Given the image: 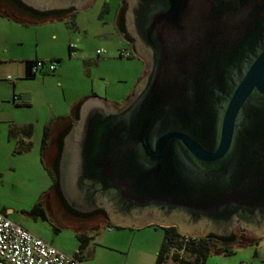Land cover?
Listing matches in <instances>:
<instances>
[{
    "label": "water",
    "instance_id": "1",
    "mask_svg": "<svg viewBox=\"0 0 264 264\" xmlns=\"http://www.w3.org/2000/svg\"><path fill=\"white\" fill-rule=\"evenodd\" d=\"M18 1L40 13L94 2ZM123 2L124 35L145 71L120 106L80 103L58 163L64 200L117 228L262 237L264 0Z\"/></svg>",
    "mask_w": 264,
    "mask_h": 264
},
{
    "label": "rangeland",
    "instance_id": "2",
    "mask_svg": "<svg viewBox=\"0 0 264 264\" xmlns=\"http://www.w3.org/2000/svg\"><path fill=\"white\" fill-rule=\"evenodd\" d=\"M121 1L106 0L107 10L104 11L105 0H94L87 9L76 13L77 30L74 31H68L63 23H32L24 27L0 17V39L6 43L0 48L1 56L16 57L24 51L34 61L42 58L51 48L63 51L65 57L68 56V47L73 48L59 80L54 78L56 73L47 72V75H38L37 81L24 82L31 90L34 105L33 109L24 111L25 115H33L32 119L38 117L41 124L51 111L56 117L68 115L78 97L91 96L92 93L115 105H122L128 99L145 69L143 62L134 55L130 58L118 56L123 44L118 40L114 22ZM55 37L57 41L62 38V48L61 45L58 47V43H52ZM97 50L103 53L97 56ZM88 59L96 65L85 69L83 62ZM12 77L14 81L17 80L15 76ZM40 133L41 129L37 133L36 143H39ZM2 144L0 142L4 148ZM38 146L36 144L34 149L21 156H15L10 148L6 162L4 149H0V205L18 210L19 215L33 207L37 200L36 191L51 186L48 173L39 162ZM26 222L28 232L44 238L47 243L54 242L52 246L64 254L70 255L75 250L77 243L69 230H61L56 234L51 226L40 219L34 221L27 218ZM88 223V228L94 230L109 224L105 218L100 221L102 225L93 224V220ZM162 238V230L155 227L136 232L115 228L106 231L101 228L97 235H91L89 257L85 264H134L138 258L146 264H154ZM145 246L150 247L151 256H143ZM250 250L241 247L228 257L212 253L204 264H240L243 259L250 258ZM167 264L173 263L169 261Z\"/></svg>",
    "mask_w": 264,
    "mask_h": 264
},
{
    "label": "crops",
    "instance_id": "3",
    "mask_svg": "<svg viewBox=\"0 0 264 264\" xmlns=\"http://www.w3.org/2000/svg\"><path fill=\"white\" fill-rule=\"evenodd\" d=\"M76 13L77 12H75V14H74V28L73 29L67 25V22H68V20H70V17H71L70 13H64L59 18H56V19L50 18V19H46L43 22L63 23L68 31H74V30H77V26H76V22H75ZM0 17L7 18V19H9V21H13L17 24L24 26V27H27L30 25V24L29 25H23L22 23L13 20L10 17V15L5 14L2 11H0ZM43 22H39V23H43ZM114 30H115L116 34L118 35V40L123 44L121 48L130 49L126 40L123 39V37L121 36L119 31L117 30L115 22H114ZM4 41H5L4 39L3 40L0 39V48H2V45L6 44ZM54 42L58 43V47L61 45V48H62V45H63L62 38L60 39V41H57V39L55 37L54 41L52 43H54ZM58 50L59 49H57L56 47L51 48L43 55L42 58H36L35 59V60H43V61L58 60L59 63L61 62L59 64L58 68H56V70L54 72H51L53 74L56 73V75H54V78L57 80H59V78L63 74L64 69L67 65L66 61L70 60L71 52H72L69 50V47H68V56L65 57V53L63 51H58ZM72 50H73V48H72ZM120 58H122V57H120ZM31 62H33V61L31 60V58L27 54L24 53V51H21L19 53V55H17L16 57H9L8 55L7 56H1L0 55V142H1V145H3L2 143H4V148H3V146H0L1 147L0 149L1 150L4 149V155L3 156H4L5 162L8 160V151L10 148L13 151V154L15 156H21V155L25 154V153H22V154L14 153V151L16 149L17 141L19 138L18 137L9 138V131H10L11 127L21 126V125H26V124L32 125V134L30 137L31 148L28 152H30L32 149H34L36 144H39L38 153H39V162L41 163L40 145H41L42 131H43L44 127H46V126L51 127L52 126L51 136L55 140L56 137L60 134V133H57V130H56V124L58 122H60L64 118L69 117V115L72 112H74L76 105H78V104L80 105V103L84 99H86L88 97L99 98L97 95H95L93 93L91 94V96H89V95L80 96L73 103V105L70 109V113L68 115H58L56 117L54 115V113L51 111L48 113L49 115H47L43 118V122L40 124L38 117H35V119H32V118H34L33 115L29 116V115L24 114L25 110H31L34 108L33 95L31 93V90L29 89V86H27L24 82L37 81L38 75L44 76V75H47L49 73H47V71L45 69H42L41 71H38L35 74H31V72H30ZM83 65L86 69L87 67L90 68L91 66L96 65V63H94L88 59V60H85L83 62ZM12 75L16 77V79H17L16 81L13 80ZM7 77H10V81L6 80ZM27 93H29V94H27ZM25 94H27L28 96L30 95L29 100L27 102H20L19 101L20 97L22 95H25ZM107 103H111V102H107ZM116 106H119V105H116ZM40 129H41V133L39 135V143H36V142H38L37 133H39ZM28 152H26V153H28ZM3 156H2V158H3ZM50 187L51 186H49V188H47L46 190L40 189V190L36 191L37 200L35 201L33 207L38 202H41V215H38V216L30 215L29 212L32 210L33 207L29 211L28 210L22 211L21 212L22 215H19L18 210L8 208L5 204L0 205V213L4 214L8 219H10L12 222L18 224L19 226H21L25 230H26L25 225L27 224V222H26L27 218H31L34 221L40 219L41 221L46 222L49 226H51V228L53 229V231L56 234H58L61 230H69L72 233L73 237L75 238L76 243H77L76 236L78 234H85L89 238V242H88L86 249L83 251V254L80 256V260L84 264H85L86 258L89 257L88 252H89L90 243L92 242L91 241L92 240L91 235H93V233L97 235L98 231L101 228H105L106 231H111L113 228H115V229L121 230V231H131V232L135 231L136 232V231H142V229H148V228L153 227V226H146V227H143L140 229H129V228H117V227H114L110 224V225H106L103 227L101 226L97 230L96 229L95 230L89 229L88 228V226H89L88 221L86 222V221L78 220L77 218L73 217L71 214L67 213L65 210L58 207L57 199H56L55 195L52 193ZM95 224H101V223L99 222V223H95ZM36 237H38V236H36ZM40 239H42V238H40ZM50 243H51V245L52 244L54 245V242H50ZM77 246H78V243H77ZM77 246H76L75 250L72 251L73 253L70 254V256L75 255V253L77 252V249H78ZM241 247L242 248H244V247L250 248L251 250L248 252V255H251V256L248 259H243L242 261H240V264H264V235L262 237H260L259 240H257L255 243L247 242L242 246L234 247V253H235V249H238ZM142 252L144 253L143 256H145V255L151 256V249L149 246L143 247ZM234 253L232 255H234ZM156 254H155V258H156ZM232 255H229V256H232ZM226 257H228V256H226ZM154 263H155V261H154ZM134 264H146V263L143 259L138 258Z\"/></svg>",
    "mask_w": 264,
    "mask_h": 264
},
{
    "label": "trees",
    "instance_id": "4",
    "mask_svg": "<svg viewBox=\"0 0 264 264\" xmlns=\"http://www.w3.org/2000/svg\"><path fill=\"white\" fill-rule=\"evenodd\" d=\"M13 1L17 3L18 6L22 7L25 10L31 11V13L36 15V17H34L33 19H28V20L18 19V18H14L13 16H10L13 20L18 21L22 23L23 25L43 22L46 19H50V18L56 19V18H59L64 13H70L71 17H70V20H68L67 25L72 29L74 28L75 11L73 10L38 13V12H35L27 8L26 6L21 4L18 0H13ZM103 10L104 11L107 10L106 0L103 5ZM123 12H124V2L121 1L117 16L115 19L117 30L119 31L121 35L124 34ZM124 39L127 41H130L129 38L126 36ZM69 50L72 51V48L70 46H69ZM33 62H31V65ZM78 107H79V104L76 105V108L74 110L75 117L77 116ZM51 129H52V126L44 127L42 131L41 145H40L41 164L44 167V169L47 171L48 176L51 180V187H50L51 191L57 192L59 201L61 202L65 211L71 214L75 218L88 219L90 217H93V215H96L97 213H101V212H93L89 214L78 213L70 209L66 205L62 197L60 196L59 189H58V183H57L58 159H59L58 156H59V152L62 146V139L64 135L67 133L69 127L65 128L63 132H61L56 137L55 140L51 136L52 134ZM31 134H32L31 124L11 127L9 131V138H16V137L19 138L17 141V145H16V149L14 153L22 154L30 150ZM52 143H55L56 145L57 156L54 160V163L52 165H49L46 160L47 159L46 155ZM29 214L33 216L41 215V202H38L32 208ZM153 227L161 229L163 233L162 242L157 251L154 264H167L169 261H171L173 264H204L207 257L212 253L223 255V256H229L234 253V247L242 246L245 243H247L246 241L237 242L235 236L233 235L228 238H222V239L217 238L212 235H209L204 238H185L177 232L175 227H163V228L158 227V226H153ZM76 239L78 243V246H77L78 249L74 256L80 259V256L83 254V251L86 249L88 245L89 238L85 234H78L76 236Z\"/></svg>",
    "mask_w": 264,
    "mask_h": 264
},
{
    "label": "built area",
    "instance_id": "5",
    "mask_svg": "<svg viewBox=\"0 0 264 264\" xmlns=\"http://www.w3.org/2000/svg\"><path fill=\"white\" fill-rule=\"evenodd\" d=\"M102 53V50L96 51L97 55ZM132 55L131 49L118 50L119 57L129 58ZM58 65V60H35L30 72L35 74L42 69L54 72ZM6 80L10 81V77ZM0 262L2 264H84L74 255H66L50 243L34 236L2 213H0Z\"/></svg>",
    "mask_w": 264,
    "mask_h": 264
},
{
    "label": "flooded vegetation",
    "instance_id": "6",
    "mask_svg": "<svg viewBox=\"0 0 264 264\" xmlns=\"http://www.w3.org/2000/svg\"><path fill=\"white\" fill-rule=\"evenodd\" d=\"M0 11L4 12L5 14H8L10 16H13L14 18L23 19V20L33 19L34 17H36V15L31 13V11L25 10L22 7L18 6V4L15 3L13 0H0ZM52 12H54V11H52ZM38 13H40V12H38ZM121 36L123 37V39L125 38L124 34H122ZM127 42L129 43L130 41H127ZM77 117H78V110H77V116L76 117H75L74 112H72L69 115V117L64 118L60 122H58L56 124L57 133L63 132V130L65 128H67V127H69V129H70L72 124L77 120ZM61 149H62V146H61ZM60 154H61V150L59 152L58 158H60ZM56 156H57V148H56L55 143H52V145H51V147H50V149H49V151L47 152V155H46L47 162H48L49 165H52L54 163V160H55ZM58 163H59V159H58ZM57 183H58V189H59L60 196L64 200L63 195H62L61 190H60V186H59V172H58V176H57ZM52 193L55 195V197L57 199L58 207L63 209V210H65L63 208L61 202L59 201V198L57 196V192L52 191ZM64 202L66 203L65 200H64ZM66 205L68 206L67 203H66ZM69 208L72 209L71 207H69ZM72 210H74V209H72ZM93 212H101V213H97L96 215H93V217H90L88 219H82V218H77V219L81 220V221H86V222L87 221L89 222V221L93 220V224L99 223L102 220V218L107 219L104 211L97 209V210H94V211L89 212V213H93ZM78 213H80V212H78ZM89 213H82V214H89ZM102 214H104V215H102ZM232 235L235 236L237 242L246 241V242H249V243L250 242L251 243H255L257 240H259V238L253 237L252 235H249V234H247V233H245V232H243V231H241L239 229L234 230L233 233L230 236H232ZM217 238H221L222 239V238H228V237H217Z\"/></svg>",
    "mask_w": 264,
    "mask_h": 264
}]
</instances>
